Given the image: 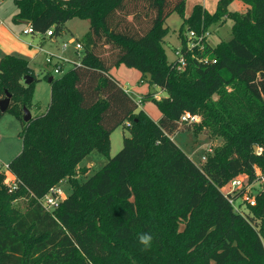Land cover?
<instances>
[{
  "label": "trees",
  "instance_id": "trees-1",
  "mask_svg": "<svg viewBox=\"0 0 264 264\" xmlns=\"http://www.w3.org/2000/svg\"><path fill=\"white\" fill-rule=\"evenodd\" d=\"M232 1L219 0L212 13L198 3L185 16L198 34L234 22L232 37L215 46L203 38L188 48L181 31L182 64L167 55L166 22L186 0H15L14 20L52 29L51 39L73 17L90 29L80 63L47 74L50 104L28 122L38 78L24 58L0 59V99L12 94L7 111L23 125L22 150L9 162L18 187L9 191L0 172V264H264V0H242L244 11L229 10ZM120 65L166 93L141 97L157 105L159 120L111 74ZM29 74L28 85L21 79ZM188 111L201 122H182ZM123 124L130 135L110 156V136ZM182 127L222 138L201 166L171 136ZM95 149L108 161L79 181L78 164ZM239 174L261 180L252 214L235 210L222 190ZM64 179L73 191L47 211L37 198ZM20 198L25 210L13 204ZM141 233L153 236L147 250Z\"/></svg>",
  "mask_w": 264,
  "mask_h": 264
},
{
  "label": "rangeland",
  "instance_id": "rangeland-1",
  "mask_svg": "<svg viewBox=\"0 0 264 264\" xmlns=\"http://www.w3.org/2000/svg\"><path fill=\"white\" fill-rule=\"evenodd\" d=\"M197 3L196 0H186V8L183 14L179 11H174L167 18L166 25L169 27V33L166 36L165 49L169 59H175L176 50L181 49L184 45L180 36L181 31L190 38L188 44L192 43L191 30L188 24L184 23V18L192 13ZM0 5L3 9L0 19V59L6 55L13 54L27 60L34 76L38 78L34 84L33 105L30 108L32 116L36 117L47 110L51 101V83L46 77L47 74L50 73L52 76L59 77L70 69L74 62L79 61L83 55V50L77 52L76 44L79 40L85 39L90 29V22L88 19L73 17L68 20L66 28L53 40L40 32L24 33V29L29 28V23L14 20L13 16L17 11L15 0H0ZM217 5L218 2L210 1L207 2L205 8L212 13L217 9ZM244 6L247 5L242 0H233L230 3L229 10L244 11ZM233 22V19L229 16L226 17L224 22L213 23L207 28V31H210L207 40L211 46H215L220 41L228 40L232 37ZM44 37H46V40ZM65 43H68L66 49L63 46ZM106 51L109 52L107 49ZM60 60H65V68L64 72L57 73L55 71L56 64ZM111 74L120 81L123 87L130 89L131 95L137 101L148 91L158 90L159 96L166 94L158 87L150 86L146 79H142V73L136 68L120 65L119 67H114ZM216 97L217 95L214 96V98ZM140 108L144 109L153 119H160V110L152 100L141 102ZM22 128V122L9 111L5 112L0 118V166L4 167L5 163H9L22 150L23 140L19 135ZM129 135L130 130L125 124L120 125L112 132L110 136V156L116 155L122 149L124 137ZM171 136L200 166L205 162L202 157L207 154L208 147L211 146L214 150L216 146L222 143V138H212L206 130L196 134L194 127H182ZM260 149L257 146L256 151H261ZM107 161L108 156L104 153L97 149L91 151L79 162L78 171L81 172L77 175V179L79 181L88 179L97 170L101 169ZM257 175L263 176V171L259 166H257ZM242 177H246V174H242ZM249 182L248 188H250L251 194L257 195L261 188V180ZM5 185L7 186L6 183ZM226 186L227 184L224 185V188ZM59 187L66 195L73 191V185L69 179H64L60 182ZM238 203L243 212L252 214L250 204L241 201ZM13 204L25 210L26 200L20 198ZM255 224L260 227L261 221L256 219Z\"/></svg>",
  "mask_w": 264,
  "mask_h": 264
},
{
  "label": "built area",
  "instance_id": "built-area-1",
  "mask_svg": "<svg viewBox=\"0 0 264 264\" xmlns=\"http://www.w3.org/2000/svg\"><path fill=\"white\" fill-rule=\"evenodd\" d=\"M38 31H36L34 29V27L29 24V28L24 29V33L28 34V33H36ZM46 36H53V30L50 29L48 31H46ZM190 35L192 36V43L188 44V48H192L198 44H201V41L203 38H207L208 35H210V31H203L202 33L198 34L196 31L192 30L190 31ZM189 38V37H188ZM190 39V38H189ZM73 41V40H72ZM64 49H66L68 47V43H65L64 45ZM76 48H77V52H79V50H83L84 53V44L81 40H79V42H77L76 44ZM82 56L80 57L78 62H74L73 65H75L76 63H80ZM176 58L182 63H185V59L183 56V52L181 49H177L176 50ZM57 67L55 69V71L57 73L63 71L64 72V68H65V60H60L57 64ZM72 65V66H73ZM126 91L131 93L129 88H126ZM141 97L139 99V103H141ZM202 117L200 114L197 113H191V112H185L182 116H181V121H187V122H192V123H199L201 121ZM213 149L211 146L208 147L207 149V154L204 155L202 158L204 160L207 159V155L208 153L212 152ZM1 163V160H0ZM0 172L3 173L5 175V183L7 184L9 191H13L18 187V180L17 177L15 176V174L11 171L10 169V165L9 163H5L4 167L0 166ZM248 182H247V179ZM249 177L246 175V177H242V174H239L237 176H235L234 178H232L227 184L226 188H222L223 192L226 194V196L229 198L230 203L233 205V207L235 208V210H237L240 213H245L243 212V210L240 208V204L238 203L239 201L241 202H246L247 204L250 205H256L257 204V197L256 195L251 194L249 185ZM64 199V193L62 192L61 188L59 186H55L53 187L50 192L48 194H46L45 196L42 197H38L37 201L47 210L50 212H54V210L56 208H58V206L60 205L61 200Z\"/></svg>",
  "mask_w": 264,
  "mask_h": 264
},
{
  "label": "water",
  "instance_id": "water-1",
  "mask_svg": "<svg viewBox=\"0 0 264 264\" xmlns=\"http://www.w3.org/2000/svg\"><path fill=\"white\" fill-rule=\"evenodd\" d=\"M24 80L25 83L29 85L35 81V77L29 74L24 77ZM51 80H52V76L49 78V81ZM11 101H12V94L7 91L6 96L0 99V110L2 112H6L11 104ZM24 112H25L24 120L27 122L30 121L33 116L31 114L30 109L27 106H24ZM254 148L256 150L257 145H255Z\"/></svg>",
  "mask_w": 264,
  "mask_h": 264
},
{
  "label": "clouds",
  "instance_id": "clouds-1",
  "mask_svg": "<svg viewBox=\"0 0 264 264\" xmlns=\"http://www.w3.org/2000/svg\"><path fill=\"white\" fill-rule=\"evenodd\" d=\"M138 239L139 243L144 246L145 250H147L152 245L153 236L151 233H141Z\"/></svg>",
  "mask_w": 264,
  "mask_h": 264
},
{
  "label": "crops",
  "instance_id": "crops-1",
  "mask_svg": "<svg viewBox=\"0 0 264 264\" xmlns=\"http://www.w3.org/2000/svg\"><path fill=\"white\" fill-rule=\"evenodd\" d=\"M198 3H201V4H203L204 5V7L205 6H207V2H212V1H214V2H218L219 0H196ZM197 3V4H198ZM230 6V5H229ZM244 8V10L246 9V6H244L243 7ZM2 12H3V9H2V7H1V5H0V19H1V16H2ZM18 12V8H17V11H16V13ZM16 13L14 14V16L16 15ZM14 16H13V18H14ZM22 22V21H21ZM45 38V37H44ZM56 37H53L52 39L54 40ZM162 91V90H161ZM163 92V91H162ZM146 93V92H145ZM144 94V93H143ZM162 94V93H161ZM158 97H160L159 95H158ZM162 116H161V114H160V118H161ZM67 195L66 194H64V198L66 197Z\"/></svg>",
  "mask_w": 264,
  "mask_h": 264
}]
</instances>
